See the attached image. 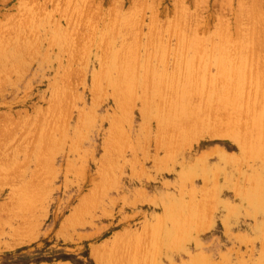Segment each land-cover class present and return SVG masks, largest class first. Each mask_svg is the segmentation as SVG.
I'll return each mask as SVG.
<instances>
[{"label":"rangeland","instance_id":"rangeland-1","mask_svg":"<svg viewBox=\"0 0 264 264\" xmlns=\"http://www.w3.org/2000/svg\"><path fill=\"white\" fill-rule=\"evenodd\" d=\"M263 28L264 0H0V264H264Z\"/></svg>","mask_w":264,"mask_h":264},{"label":"bare ground","instance_id":"bare-ground-1","mask_svg":"<svg viewBox=\"0 0 264 264\" xmlns=\"http://www.w3.org/2000/svg\"><path fill=\"white\" fill-rule=\"evenodd\" d=\"M71 1V0H70ZM257 1V0H256ZM250 3V2H249ZM62 4V3H61ZM86 4V3H85ZM251 4V3H250ZM256 4V3H255ZM76 5V4H75ZM83 7V6H82ZM65 8V7H64ZM89 9V8H88ZM25 10V9H24ZM137 10V9H136ZM75 15V14H74ZM3 17V16H2ZM63 17V16H62ZM137 17V16H136ZM237 17V16H236ZM239 17V16H238ZM73 18V17H72ZM95 19V18H94ZM76 20V19H75ZM110 22V21H109ZM56 24V23H55ZM57 25V24H56ZM79 25V24H78ZM23 26H24V24H23ZM84 27V26H83ZM113 27V26H112ZM101 28V27H100ZM264 29V28H263ZM15 30V29H14ZM66 31V30H65ZM72 31V30H71ZM17 32V31H16ZM67 32V31H66ZM147 32V31H146ZM15 33V32H14ZM177 33V32H176ZM7 34V33H6ZM152 35V34H151ZM140 36V35H139ZM1 37V36H0ZM71 39V38H70ZM71 41V40H70ZM92 41V40H91ZM221 41V40H220ZM106 42H108V41H106ZM92 43V42H91ZM138 44H139V42H138ZM148 44V43H147ZM210 44V43H209ZM103 45V44H102ZM168 46V45H167ZM82 47V46H81ZM66 49V48H65ZM108 52V51H107ZM84 54V53H83ZM79 55V54H78ZM224 57V56H223ZM234 58V57H233ZM107 60V59H106ZM132 63V62H131ZM13 66V65H12ZM80 67V66H79ZM219 71V70H218ZM12 72V71H11ZM207 73V72H206ZM65 74V73H64ZM150 74V73H149ZM83 75V74H82ZM149 79V78H148ZM174 81V80H173ZM183 81V80H182ZM259 81V80H258ZM161 82V81H160ZM68 83V82H67ZM118 83V82H117ZM131 83V82H130ZM127 84V83H126ZM252 84V83H251ZM133 85V84H132ZM131 85V86H132ZM126 86V85H125ZM196 87V86H195ZM200 87V86H199ZM198 87V88H199ZM179 88V87H178ZM118 89V88H117ZM116 89V90H117ZM95 90V89H94ZM134 90V89H133ZM186 90V89H185ZM168 91V90H167ZM127 92V91H126ZM91 94V93H90ZM121 94V93H120ZM123 94V93H122ZM251 94V93H250ZM119 96H121V95H119ZM186 96V95H185ZM251 96V95H250ZM171 97V96H170ZM197 97V96H196ZM130 99V98H129ZM185 101V100H184ZM61 104H63V103H61ZM118 105V104H117ZM177 106V105H176ZM179 106V105H178ZM177 108V107H176ZM184 108H185V110H184ZM187 108H189V107H187ZM257 110V109H256ZM193 111V110H192ZM187 112H189V110L188 109H186V107L183 105L182 107H180L179 109H178V114H187ZM205 113V112H204ZM215 113V112H214ZM123 114V113H122ZM176 114H177V112H176ZM185 115H184V117H185ZM180 116V115H179ZM178 116V117H179ZM183 115H181V117H182ZM180 117V118H181ZM187 117H188V115H187ZM183 118V117H182ZM186 118V117H185ZM184 118V119H185ZM181 120V119H180ZM216 121V120H215ZM197 122V121H196ZM192 123V122H191ZM199 123V122H198ZM35 124V123H34ZM80 124V123H79ZM221 126H223V125H221ZM173 127V126H172ZM223 130V129H222ZM209 135V134H208ZM34 136V135H33ZM241 136V135H240ZM247 136V135H246ZM166 138V137H165ZM1 141V140H0ZM177 141V140H176ZM48 142V141H47ZM54 142V141H53ZM81 142V141H80ZM80 146V145H79ZM44 149V148H43ZM114 154V153H113ZM138 159V158H137ZM25 194V193H24ZM15 201V200H14ZM14 208V207H13ZM12 211V210H11ZM31 214V213H30ZM12 218V217H11ZM24 218V217H23ZM25 221V220H24ZM0 225H2V224H0ZM22 227V226H21ZM3 228V227H2ZM25 228V227H24ZM3 231V230H2ZM118 258V257H117Z\"/></svg>","mask_w":264,"mask_h":264}]
</instances>
